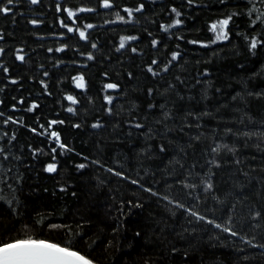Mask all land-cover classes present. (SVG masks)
<instances>
[{"label": "trees", "instance_id": "16d2710c", "mask_svg": "<svg viewBox=\"0 0 264 264\" xmlns=\"http://www.w3.org/2000/svg\"><path fill=\"white\" fill-rule=\"evenodd\" d=\"M104 3L16 0L0 13V243L42 239L94 264H264L247 243L264 244V43L250 49L264 42V0ZM173 8L182 23L166 32ZM229 15L228 40L213 43Z\"/></svg>", "mask_w": 264, "mask_h": 264}, {"label": "snow or ice", "instance_id": "6c2138e0", "mask_svg": "<svg viewBox=\"0 0 264 264\" xmlns=\"http://www.w3.org/2000/svg\"><path fill=\"white\" fill-rule=\"evenodd\" d=\"M221 2L223 3V2H225V0H221ZM14 3H16V0H6V5L0 6V13L8 14L11 11V9L7 5H12ZM30 3L31 4H37V3H39V0H30ZM188 3L192 4L193 0H188ZM108 6H109L108 0H105L104 7H108ZM143 8H144V5L141 4V5H139V7H137L135 9V11L140 12L143 10ZM57 11H60L59 6H57ZM81 11H83V9ZM126 11L128 12L129 16H132L133 10L126 9ZM172 11L176 13L177 19L175 20L174 24H172V25L162 26L163 30L166 32L169 31L170 28H173V27L180 25L182 23V21L178 18L181 15L180 12L177 11L175 8H173ZM249 14H251V13H249ZM68 16L73 17V16H75V13L71 10H68ZM117 17L119 20L124 19L123 17L119 16V14H117ZM231 19H232V15H229L227 18L219 20L218 22L211 24L209 30L215 34L214 40L212 41L213 43H215L217 41L228 40L229 36H228L227 31H226V28L229 25ZM261 22L264 23V20H262ZM31 23L35 25V24L39 23V21L32 20ZM253 23H255V21H253ZM61 26L68 27L67 25H65L63 23V21H61ZM86 27L91 28L93 26L87 25ZM68 31L72 32L73 29L68 27ZM79 36L82 39L86 38L84 31H79ZM0 38H2V36H0ZM125 39L133 40V39H136V37L122 38L121 42H120L121 48L125 47V43H124ZM157 43H158L157 41L153 40V46H155ZM189 43L200 44L201 47H209L208 44H203V43H201L199 41H195V40L189 41ZM261 43H264V42H261L255 38L251 39L250 49H252V50L256 49L258 47V45ZM92 46L96 47L95 44H93ZM132 50L135 51V49H132ZM2 51L3 50L0 49V53H2ZM49 51H52V49H49ZM57 51H64V48L57 49ZM179 57H180V52H173L172 53V61L178 60ZM17 59L23 61L24 57L23 56H17ZM88 59H93L91 54L88 55ZM155 63H156V61H153V64H155ZM170 63H171V61H170ZM148 71L151 72L153 75H156V73L153 72V69L151 67L148 68ZM164 71H167V68H165ZM45 75H47L46 72H45ZM74 79L77 81V87H79V88L85 87L83 76H79V77H76ZM13 83H16V81H13ZM45 87H46V85H45ZM117 87H118V85H116V84L105 85L106 89H116ZM66 99L71 101L73 104L77 103L75 98L72 96H67ZM105 99L109 104H111L113 97L112 96H106ZM21 103H22V101H21ZM36 107H38V105L33 104L28 108V111H33ZM67 111L74 113L75 109L72 107H69V108H67ZM108 111L111 112V109H109ZM0 115H3V113H0ZM10 120H11V117H9L5 121V123H7ZM56 123H58V121H55V120L50 121L49 122V128L51 127V125H54ZM59 123H63V121H59ZM99 126L100 125H98V124L94 125V127H99ZM134 126L136 128L143 127V125L138 124V123L135 124ZM40 127L43 128V125H41ZM76 127H79V125H77ZM32 131L35 132L36 130L32 129ZM229 131H231V130L229 129ZM42 134H48V135H50V137L54 138L60 149L69 150V149H67L66 145H64L63 143L60 142V137H59V134L57 132H50L49 129H44V133H42ZM254 134L255 133H244V135H246V136H251ZM258 135L264 136V133H260ZM14 138L15 137H13V139ZM223 147L226 148L230 152L235 151L233 148H229L228 145H223ZM161 150H163V149H161ZM55 151H56V149L53 148L52 152L55 153ZM212 151L219 153L221 151V146L218 145L217 147L213 148ZM2 152H3V149L0 148V153H2ZM53 159H55V157H53ZM77 167L80 169H83L85 167V165L80 164ZM46 171L47 172L56 171L55 163L48 164ZM116 175H120V173H116ZM0 182H2V181H0ZM133 183H137V182L133 181ZM9 187H11V186H9ZM188 187H195V185H188ZM212 187H213V185L211 183H207V185L205 187V191L212 189ZM61 191H64V189H61ZM146 191L151 192L152 189H146ZM0 199H4V197L2 195H0ZM165 199H167V197H165ZM9 203H11V201H9ZM178 207L183 208L184 205L181 204V205H178ZM188 211L191 212L190 209ZM191 215L196 217L198 220H205L206 219L204 216H199L195 212H191ZM259 215H260V213L257 212L256 216L258 217ZM230 222L231 221L229 220V223ZM207 223L214 224V226L216 228L222 229L223 232L229 233L233 237L239 235V233L232 231V229L230 227H223L221 224H216L212 220H207ZM137 235H139V233H137ZM247 243L253 247L264 248V244L252 245V242L250 240L247 241ZM0 264H94V261L92 259L86 257L85 255H82L80 252L73 250L70 246H61L60 244L49 242V241L42 240V239L25 238V239H16V240H12L9 242L0 243Z\"/></svg>", "mask_w": 264, "mask_h": 264}, {"label": "rangeland", "instance_id": "374dc122", "mask_svg": "<svg viewBox=\"0 0 264 264\" xmlns=\"http://www.w3.org/2000/svg\"><path fill=\"white\" fill-rule=\"evenodd\" d=\"M70 28H72L73 30H74V27H70ZM227 28H228V26H227ZM227 28H226V31H227ZM85 35H86V33H85ZM214 37H215V34H214ZM107 91H110V90H112V89H106ZM107 96H110V93L108 92V94H107Z\"/></svg>", "mask_w": 264, "mask_h": 264}]
</instances>
